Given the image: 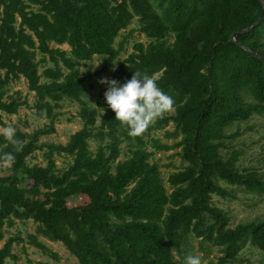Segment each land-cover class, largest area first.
<instances>
[{"label":"trees","instance_id":"trees-1","mask_svg":"<svg viewBox=\"0 0 264 264\" xmlns=\"http://www.w3.org/2000/svg\"><path fill=\"white\" fill-rule=\"evenodd\" d=\"M134 19L147 42L134 44L110 79L151 76L174 107L129 137L103 95L97 109L82 101L86 80L74 61L100 57L105 70L122 51L124 41L114 48L115 40ZM46 64L51 67L40 73ZM20 78L34 93L31 108L48 124L32 133L16 130L17 143L0 136V155L14 156L9 168L15 174L6 184L0 178V242L14 220H31L28 245L54 260L37 237L60 243L77 264H176L174 256L184 262L189 236L217 249L214 264H243L245 246L260 251L264 264V218L232 228L228 213L212 204V196L232 200L237 190L264 197V174L237 167L242 151L222 154L226 142L242 134L227 133L233 125L264 116V0H0L1 128L3 115L30 108L18 92L7 95ZM63 101L80 105L82 127L65 145L40 144V137L55 132ZM169 124L173 130L164 131ZM160 130L165 139L178 140L171 146L153 140V149L178 148L185 163L168 176L170 193L158 165L149 163L143 138ZM91 140L99 143L94 152ZM123 143L130 157L120 161ZM35 151H42L45 166L27 164ZM61 155L72 161L59 172L55 156ZM23 180L31 182L29 189L18 186ZM82 193L86 205L67 207ZM22 243L8 238L0 264L16 262L12 246Z\"/></svg>","mask_w":264,"mask_h":264},{"label":"rangeland","instance_id":"rangeland-1","mask_svg":"<svg viewBox=\"0 0 264 264\" xmlns=\"http://www.w3.org/2000/svg\"><path fill=\"white\" fill-rule=\"evenodd\" d=\"M138 23L134 19L130 26L121 31L118 38L115 40L114 48L123 42L122 51L114 61L106 65L104 70V62L100 57H94L90 62H77L74 61V66L79 74L85 78L86 93L82 101L88 108L97 109L96 103L100 101V97L104 94L105 86L99 83L101 78L110 79L118 63L123 62L126 57L132 52V47L136 43L146 44V38L137 32ZM63 51H69L67 46H61ZM39 59V56H38ZM51 67L50 64L42 65L39 68L41 73L45 67ZM114 69V70H113ZM66 72V71H65ZM19 93L21 99L27 98L30 108L21 107L17 115L8 116L3 115V122L5 127L10 126L22 133H32L33 131L42 128L48 124L44 117H39L32 105L35 101L34 93L27 90L26 81L20 78L18 81L10 83L7 88V95L17 97L15 93ZM59 113L57 121L54 125L55 132L49 136H42L39 138V143H53L65 145L69 138L82 127V121L78 117L80 105L73 101H63L59 104ZM167 115L172 114V110L166 112ZM98 124V122H97ZM0 129H2L0 127ZM236 129L242 134L232 141L226 142L227 149L222 150V154L229 152L231 149L242 151L237 167L239 170L243 169H256L261 174H264V116L252 115L251 118L245 122H241L238 126L233 125L227 133H233ZM173 126L169 124L164 131H172ZM163 130L152 132L143 136L145 141V149L151 152L149 163H156L158 165L159 174L162 183L167 193H170L171 188L167 184V178L170 174L176 173L184 167L185 163L178 156L179 149H172L169 151H157L152 147V141H158L160 144L171 146L178 139H165ZM95 140L89 141L90 151L94 152L98 146ZM127 143L120 146L121 152L119 160L123 161L129 158ZM129 156V157H128ZM72 159L68 156L61 155L55 156L57 171L61 172L68 167ZM27 164L45 166V161L42 156V151H35L31 157L27 159ZM1 183L6 184L7 179L15 175L8 166L0 165ZM18 179L22 178L21 174H16ZM224 186L223 184H221ZM18 186L22 189H29L31 182L27 180L21 181ZM39 200H43L41 196ZM88 199L85 193L74 196L67 200V207H75L86 205ZM212 204L227 212L230 218V227H234L239 223H245L252 220L264 218V197L246 193L242 190H237L235 199L223 200L217 196H212ZM4 239L0 242V247L10 237H20L24 240L22 244H13L12 254L18 257L16 262L10 259L5 260L4 264H77V260L71 256L68 251L60 243H52L37 237L51 253L56 255L57 260H54L49 255H44L40 251L28 245L26 237L28 234H34L35 225L31 220L27 221H13V226L4 228ZM24 247V250L22 249ZM183 250L187 254H193L200 257L201 264H214L220 257L216 248H211L207 244L201 243L193 236L187 238V243L184 245ZM240 258L243 264H260L262 253L255 248L245 246L240 252ZM176 264H184L178 257L174 256Z\"/></svg>","mask_w":264,"mask_h":264},{"label":"clouds","instance_id":"clouds-1","mask_svg":"<svg viewBox=\"0 0 264 264\" xmlns=\"http://www.w3.org/2000/svg\"><path fill=\"white\" fill-rule=\"evenodd\" d=\"M99 83L105 86L104 103L114 113V120L127 129L129 137L139 136L154 120L174 107L172 97L163 92L151 76L132 72L131 78L123 83L107 78H101ZM14 134L13 127L0 129V136L6 141L17 143ZM13 160L11 153L0 155V164L5 167ZM184 264H201V260L197 255L187 254Z\"/></svg>","mask_w":264,"mask_h":264},{"label":"water","instance_id":"water-1","mask_svg":"<svg viewBox=\"0 0 264 264\" xmlns=\"http://www.w3.org/2000/svg\"><path fill=\"white\" fill-rule=\"evenodd\" d=\"M262 14H263V11H262ZM262 14H261V16H262ZM261 16H260L259 19L254 23V25H256V24L260 21ZM254 25H253V26H254ZM245 31H247V30H245ZM245 31H242V32H245ZM236 35H237V34H236Z\"/></svg>","mask_w":264,"mask_h":264}]
</instances>
